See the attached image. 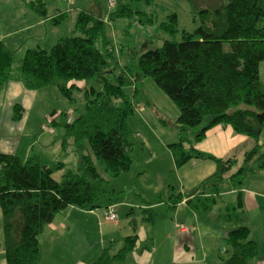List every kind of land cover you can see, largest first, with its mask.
<instances>
[{"label":"trees","instance_id":"trees-1","mask_svg":"<svg viewBox=\"0 0 264 264\" xmlns=\"http://www.w3.org/2000/svg\"><path fill=\"white\" fill-rule=\"evenodd\" d=\"M217 2L216 7L212 4L202 10L203 23L193 32L183 31L181 41L165 40L161 47L143 51L135 70L117 64L122 74L116 76V82L108 77L114 55L104 39V21L87 10L77 14L71 36L60 37L49 48L27 49L18 66L15 53L0 39V89L17 67L30 90L56 84L71 102L76 101L75 89L85 90L83 112L71 122L67 118L65 125V134L79 146L76 170H66L58 180L55 174L67 166L62 160L42 155L24 160L15 153H0V205L8 264H39V235L58 212L69 206L93 210L106 197L111 200L105 203V213L112 203H118V193L110 189L109 180L99 172L94 157L111 177L132 167L129 121L139 102V85L146 77L152 78L179 110L174 124L179 140L169 144L175 166L179 168L191 158L210 159L216 164L212 175L184 193L188 206L201 219L227 229L230 254L222 259L223 264L256 262L260 246L250 237L242 188L254 173V166L264 168V0ZM28 5L42 18L48 16L45 0H31ZM117 8L110 14L112 19L134 12L129 4ZM66 15L57 14L52 23H61ZM170 18L172 22L163 26L175 33L177 15ZM99 39L102 41L97 43ZM93 78L101 80V90L93 86L81 88L79 81ZM132 83L133 97L125 90ZM14 109V119H20L22 106ZM221 124L253 139L241 164L235 158L223 159L194 147ZM47 127L44 130L52 132L53 128ZM190 129L195 130L192 138L187 135ZM186 142L190 144L188 150L184 147ZM87 145L93 154L86 151ZM226 181L237 191V199L213 213ZM114 193L117 199L112 198ZM170 199L168 207L174 210L184 198L178 194ZM156 219L154 208H141L142 222L154 223ZM130 225L133 233L124 237L123 247L115 253L110 246L104 248L91 264H122L138 244L137 220L131 219Z\"/></svg>","mask_w":264,"mask_h":264},{"label":"rangeland","instance_id":"rangeland-1","mask_svg":"<svg viewBox=\"0 0 264 264\" xmlns=\"http://www.w3.org/2000/svg\"><path fill=\"white\" fill-rule=\"evenodd\" d=\"M13 1L14 0H0V30L5 32H13L15 30H18L17 33L11 34L9 38L11 40L21 38L23 42L28 41V44L26 45V47L28 48L51 47L57 41L56 38H54L55 33H57L59 37L71 36L74 33L76 26V15L81 10H89L96 17L101 18L104 21L105 26L104 39L108 41V45L112 49L114 55V58L110 59L113 69L111 68L108 71L109 79L114 82H116V76L122 74V69H120V66L128 65L132 70H135L138 57L143 51L147 49H157L163 45L165 40L181 41L183 31L193 32L203 23V20L201 18L203 9L211 8L210 6L212 4L215 7L216 5H219L217 0H45L49 16L56 15L59 12V9L63 8H67V15L59 25H56V29H52L54 31L51 30L49 32H46L44 40H42L41 42H36L32 41L29 38V35L31 33L37 32L35 31L36 28L34 29V31H32V29H25L24 27L36 23L37 20L42 19V17L38 13H36L35 10L29 7L28 2L31 0H26L28 7H26L25 10H17L18 14H16V11L12 8ZM110 1L114 3L113 7L110 6ZM121 4H129L134 12H132L131 15L128 16L112 19L110 17L111 12L116 11L118 9L117 6L119 7ZM137 10L142 11L146 14L144 15V13H138L136 12ZM175 14L177 15V26L175 33H172L166 27H164L163 24L172 22V19L170 17ZM41 27L42 26H38V28ZM49 27L53 28V25L49 23ZM99 41L102 40L99 39L97 43H99ZM18 55L20 54L17 53L15 55V62L16 59H18ZM117 64H119L120 66H117ZM261 71H264V64L261 65ZM145 80H147L146 85L149 82L151 86H153V88H155V90L160 93L158 96H156L158 99L157 102L154 99L153 93L151 92L150 88L146 86L148 97L147 99L144 97L145 100L141 102V106L145 105L148 110H152L151 105L148 104L150 102H153L157 103L159 106H162L161 108H163V111L165 113H170V108L167 107L166 104L162 101L161 96H164L167 101L169 100L172 106L177 108L173 101L169 99L167 95H165V93L150 77L144 78L139 85L138 93L140 97L138 101L143 99L142 85ZM79 82L81 84V88L86 90L91 88L92 86L97 90L102 89V82L98 78ZM125 90L130 96L133 97L135 84H128L127 86H125ZM84 92L85 90L83 91L75 89L73 92V96L76 101L71 102L60 91L56 84L49 85L44 89H41L40 91H38L35 102L31 104V112L29 114L28 121L25 123L24 130L21 131V136H18L19 141L21 142L20 148H25L27 145H29V147H34L30 156L45 155L46 157H48L47 159L62 160L67 164L63 172H58L55 174V177L58 180L62 178V174L66 170H76L77 165L80 161V153L78 151L79 146L75 144V141L72 137L65 134V125L67 123L68 116H72V119L68 121L71 122L75 117L83 112V107L85 105ZM141 106H137L134 113L135 115L131 117L130 121H137L140 117L145 116L143 112L144 109ZM23 109L24 108L22 106V110ZM174 124L172 125L174 129L172 127H168V132H171L169 134H176L177 136L178 132ZM45 126H51L53 128L52 132L46 133V131L44 130ZM194 133L195 130L190 129L187 135L188 137L192 138L191 136L194 135ZM43 134H47L51 141L48 142L44 139H40V135ZM131 134L130 136L134 135ZM35 135H37L38 138H35L37 137ZM130 138L133 140V137ZM38 139L40 141L36 142ZM175 139V141L177 142L179 140V135ZM139 143H135V145L132 143V168L136 170V168L141 167L147 170L145 174L140 175L141 179L139 181L132 177V175H129V178H127L126 176L128 175H126V172L121 173L116 177L109 176L108 173L104 170L103 166H101L94 157L99 172L103 177L109 180L110 189L116 190V193H118L119 197L120 195L123 196L120 197V200L124 199L123 201L127 200L128 202L135 201L139 205L146 202H155L156 199L166 200L170 195V192H168L169 187L167 186V184L169 178H171L174 173L171 172V168H165L168 175L164 177L162 185H160V190H156L151 183L152 179L155 180V177L151 172L155 169V162L152 158H150L152 153L148 147V144L143 143L139 145ZM56 144L60 146V148L56 147ZM195 144L194 147L198 149ZM87 146L88 148L86 149V151L93 154L89 145ZM189 146L190 144L186 142V145H184L185 150H188L190 148ZM26 149H24V151ZM42 151L44 155L41 153ZM170 152L174 159L171 149ZM202 152L209 153L205 151ZM164 163L167 164L166 159H164ZM138 176L139 174L137 175V177ZM228 184L229 182L226 181L224 188H226ZM116 193H114L112 198L117 199ZM107 200L108 198L106 197L102 198L100 200L101 205L97 208L99 212H103V215L104 211H102V209L105 207V203L107 202ZM110 200L111 199H109L108 201ZM167 201L168 200H166L161 207L155 208L157 216L160 215V223L158 221V227H160H157L158 230L156 229V231L155 226L151 225V223L148 224L147 222H142L141 209L139 208V206L134 205H124L122 210L118 211V216L121 220L118 225H111L109 222H107L106 231L108 232L120 230L121 228L123 229L118 233L119 236H112L116 239L115 241L109 242L110 240H108V246H110L112 252L115 253L123 247V238L126 235L133 233L132 226L130 225V220H137V247L127 255L122 264H135V256L132 254H134L135 252L140 253V248L144 249L145 251L153 252V246H155L153 235L155 232H157V241L160 250L158 252V256L153 259L151 264H183L184 259L190 256L189 254H186L180 250V248L183 246L185 236L171 231V223L173 224L174 222L176 229L179 230L177 228V224H183L187 226L186 224L181 223V220H184V222L187 223V221L190 222L192 218L190 219L182 216H172L173 222L171 219L169 220L168 215L170 212H168ZM224 202H228V200H226V197H221L219 199V204H223ZM112 205L115 208L120 206V204L118 203H114ZM166 213L167 215L163 216ZM171 214L175 215L173 213ZM118 216L116 219H118ZM106 219L108 221L112 220L111 218ZM161 226L167 228L168 231H166L165 228H161ZM206 253L207 249L200 250L201 260L206 259ZM223 254L224 255L222 257H228L230 252L227 251L226 253L225 251L223 252ZM211 257L214 256L208 257L207 262H210Z\"/></svg>","mask_w":264,"mask_h":264},{"label":"crops","instance_id":"crops-1","mask_svg":"<svg viewBox=\"0 0 264 264\" xmlns=\"http://www.w3.org/2000/svg\"><path fill=\"white\" fill-rule=\"evenodd\" d=\"M26 7H28L26 0L13 1L12 8L16 11V14H18L17 10H25ZM64 13L67 14V8L59 9L57 14ZM54 16H49L48 14L47 17L37 20L36 23L24 27L25 29H32V31L36 28L35 31L37 32L31 33L29 38L36 42L44 40L46 32L56 29V25L60 24L52 23V18ZM49 23L53 25V28L49 27ZM38 26L42 27L38 28ZM17 32L18 30L13 32L0 30V39L3 40L6 46L12 50L15 55L17 53L20 54L18 55V59H16V65L18 66L28 48L26 47L28 41L23 42L21 38L16 40H11L9 38L11 34ZM54 38L58 40L60 37L55 33ZM146 82L147 80H145L142 85L143 99L139 100L137 106H141V102L148 97L146 86L150 88L154 99L158 102L156 96H158L160 92L155 90L149 82L146 85ZM40 90L41 89H28L17 67L12 72L11 78L5 87L0 89V153H15L24 160L28 159L31 155L34 147L32 146V148L27 145L25 148H20L21 142L19 141L18 136H21V131L24 130L25 123L28 121L31 112V104L35 102L38 91ZM161 97L163 103L170 108V113H165L163 108H161L162 106L153 102L148 104L151 105L152 110H148L145 105L141 106L144 109L143 112L145 116L140 117L137 121H129L132 134H134H131L132 136H130L133 137V140L130 137L129 140L134 145L139 142V145L143 143L148 144L152 153L150 158L155 162V169L151 171L155 180L152 179L151 183L156 190H160V185H162L164 177L168 175L165 168H171V172L174 173L171 178H169L167 184L169 187L168 192H170L169 197L166 199L168 200L167 205L168 202L171 201V196L181 194L184 199L176 205L174 210H170L168 207V212H170L168 218L169 220L171 219L172 222V216L192 218V221H187L188 224L185 223L184 220H181L182 222L180 221L191 228L190 233L177 230L175 223H171V231L185 236L183 246L180 250L190 256L184 259L183 264H223L222 259L226 258L222 257L224 255L223 252L226 251L227 253L228 248L226 240L227 229L220 225H216L215 223L201 219L196 211L188 206V198L184 195L186 191L193 189L205 178L212 175L216 170V164L210 159L192 158L179 168L175 166V161L168 146L169 144L176 142L175 138L178 134L177 136L176 134H169L171 132H168V127L173 128L172 125L177 120L179 111L176 107L172 106L169 100L167 101L164 96ZM16 105H22L24 108L20 119H14V108ZM262 137L263 134L261 135V138ZM35 138H38V136ZM40 139H44L48 142L51 141L47 134L40 135ZM39 141L40 140L38 139L36 142ZM261 141H264V137ZM253 144L254 142L251 137L237 133L232 127L221 124L212 128L207 136L195 145L199 150L209 152L216 157L223 159L235 158L238 160L239 164H241L245 157V153L253 146ZM56 147L60 148L57 144ZM24 149L26 150L24 151ZM41 153L44 155L43 151ZM164 159L167 160V164L164 163ZM146 171V169L141 167L136 168V170L131 167L129 172L126 171V175H128L126 177L129 178V175H132V177L139 181L141 179L140 175L145 174ZM138 174L139 176L137 177ZM242 196L243 206L248 217L247 223L251 229L250 237L256 240L260 246V255L254 264H264V168H259L257 165L254 166V173L244 181ZM120 197L123 196L120 195ZM221 197H226V200H228V202H224L225 205L236 201L237 191L232 187L230 182ZM123 200L124 199H118V204L122 206H118L117 211L122 210L124 205L139 206L140 209L151 206L155 209L156 207H161L166 201L163 199H156L155 202H146L139 205L135 201L128 202L127 200ZM224 203L215 207L213 213H217L219 208L225 206ZM104 209L105 207L102 211H104ZM171 213L175 215H172ZM166 215L167 213L163 216ZM158 221L160 223V215L157 216L154 223H151V225L155 226V231L160 227H158ZM107 222L111 225H118L121 220L118 216L117 220L108 221L105 214L103 215V212H99L97 208L93 210H83L75 206H69L65 210L58 212L53 221L47 224L39 235L41 246V260L39 264H91L104 248L109 247L108 240H110L109 242L115 241L116 239L112 236H119L118 233L123 230L121 228L120 230L108 232L106 231ZM147 223L149 224V222ZM161 228L165 227L161 226ZM165 229L168 231L167 228ZM156 233L157 232L153 235V241H155V246H153L154 251H145L140 248V253L135 252L132 254L135 256V264H151L153 259L158 256L160 248L158 246ZM3 235V213L0 205V264H8L3 244ZM201 249H207L205 255L206 259H200ZM210 256L214 257H211L210 262H207V258Z\"/></svg>","mask_w":264,"mask_h":264},{"label":"built area","instance_id":"built-area-1","mask_svg":"<svg viewBox=\"0 0 264 264\" xmlns=\"http://www.w3.org/2000/svg\"><path fill=\"white\" fill-rule=\"evenodd\" d=\"M110 6L111 7H113L114 6V3L112 2V1H110ZM68 119L70 120V119H72V116H68ZM45 130H48V127L47 126H45V128H44ZM105 217L106 218H111L112 220H116V218H117V209L115 208V207H110L109 208V210L108 211H105ZM177 228L181 231V232H185V233H190V229L187 227V226H185V225H183V224H177Z\"/></svg>","mask_w":264,"mask_h":264}]
</instances>
